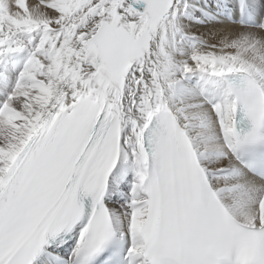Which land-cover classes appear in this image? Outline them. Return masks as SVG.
<instances>
[{
  "label": "snow or ice",
  "instance_id": "snow-or-ice-1",
  "mask_svg": "<svg viewBox=\"0 0 264 264\" xmlns=\"http://www.w3.org/2000/svg\"><path fill=\"white\" fill-rule=\"evenodd\" d=\"M0 264H264V0H0Z\"/></svg>",
  "mask_w": 264,
  "mask_h": 264
}]
</instances>
